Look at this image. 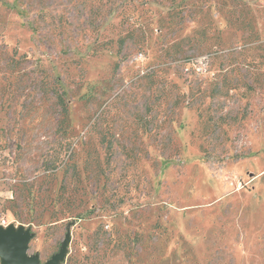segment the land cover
I'll return each mask as SVG.
<instances>
[{
    "label": "rangeland",
    "instance_id": "obj_1",
    "mask_svg": "<svg viewBox=\"0 0 264 264\" xmlns=\"http://www.w3.org/2000/svg\"><path fill=\"white\" fill-rule=\"evenodd\" d=\"M251 2L255 35L222 0H0V227L42 264L68 233L62 264H264Z\"/></svg>",
    "mask_w": 264,
    "mask_h": 264
},
{
    "label": "water",
    "instance_id": "obj_2",
    "mask_svg": "<svg viewBox=\"0 0 264 264\" xmlns=\"http://www.w3.org/2000/svg\"><path fill=\"white\" fill-rule=\"evenodd\" d=\"M33 234L24 227H0V260L1 264H42L38 255H30L29 244ZM58 254L44 264H62L67 257L68 245L71 242L70 234L66 235Z\"/></svg>",
    "mask_w": 264,
    "mask_h": 264
},
{
    "label": "trees",
    "instance_id": "obj_3",
    "mask_svg": "<svg viewBox=\"0 0 264 264\" xmlns=\"http://www.w3.org/2000/svg\"><path fill=\"white\" fill-rule=\"evenodd\" d=\"M222 3L226 8V20L231 27L235 26L241 30H251L253 35L257 34V32L253 31L257 21L251 0H222ZM98 234L95 233L94 235Z\"/></svg>",
    "mask_w": 264,
    "mask_h": 264
}]
</instances>
